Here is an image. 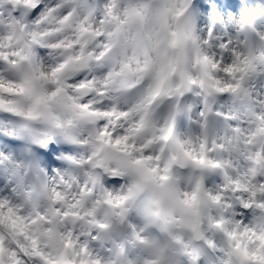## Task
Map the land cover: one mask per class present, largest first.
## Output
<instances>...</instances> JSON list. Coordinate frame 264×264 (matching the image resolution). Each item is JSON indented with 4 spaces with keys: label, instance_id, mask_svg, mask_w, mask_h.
<instances>
[{
    "label": "clouds",
    "instance_id": "obj_1",
    "mask_svg": "<svg viewBox=\"0 0 264 264\" xmlns=\"http://www.w3.org/2000/svg\"><path fill=\"white\" fill-rule=\"evenodd\" d=\"M0 264H264V0H0Z\"/></svg>",
    "mask_w": 264,
    "mask_h": 264
}]
</instances>
